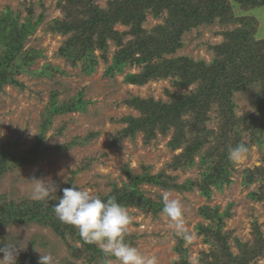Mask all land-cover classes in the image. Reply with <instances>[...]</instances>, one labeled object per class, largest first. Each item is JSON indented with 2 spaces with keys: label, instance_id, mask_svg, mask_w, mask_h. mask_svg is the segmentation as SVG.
<instances>
[{
  "label": "trees",
  "instance_id": "trees-1",
  "mask_svg": "<svg viewBox=\"0 0 264 264\" xmlns=\"http://www.w3.org/2000/svg\"><path fill=\"white\" fill-rule=\"evenodd\" d=\"M236 5L243 13L235 14ZM56 6L61 16L49 19L45 29L66 35L56 55L72 66L80 63L83 74L91 75L99 58L108 60V40L111 39L119 47L106 67L107 74L121 73L125 65L139 64L140 71L126 73L125 82L141 85L148 80L170 77L178 89L193 86L189 93L167 90L168 101L138 96L125 100V104L133 106L138 115H126L120 119L126 125L113 135V142L142 132L143 143L148 144L172 128L168 145L181 151L172 156L168 167L184 170L193 166L198 157L200 177L178 184L172 182V177L164 171L156 175L146 171L133 175L131 170L124 168L127 181L121 187L113 184L110 192L100 196L101 199L115 196L125 207H137L143 213L157 215L162 212L163 200L156 201L144 195L139 189L140 183H156L162 188L178 191L192 190L196 186L205 197L211 195L210 185L221 191L223 184H230V148L238 143L248 148L249 144L261 145L264 141V38L255 37L258 20L248 13L257 6H264V0H108L106 6H100L95 0H57ZM27 13L23 22L19 21V13H0V90L8 85L23 89L24 84L18 79L21 74L51 77L53 71L59 70L49 63H45L39 72L31 69L41 51L24 49L23 43L43 20L44 14L34 17L32 5L27 7ZM147 16L162 21L147 30L143 27ZM216 18L225 23L239 22L240 25L222 32V42L208 46L213 52L209 61L185 55L173 56L183 46L181 37L185 31L212 24ZM116 24L128 26V29L118 31ZM96 51H100L99 55ZM251 86L255 87L251 103L257 114L239 115L233 95L247 91ZM87 103L81 94L59 101L57 92L53 91L43 110L39 132L30 147L17 150L15 140L0 143V177L8 168L31 164L51 148L45 144L44 135L54 115L83 110ZM213 114L217 120L214 128L208 126ZM76 172L77 169L72 172V177ZM72 177L63 188L72 186ZM241 182L245 186L259 183L248 197L264 205V165L245 168ZM63 188L57 190L55 199L49 203L28 198L17 202L0 194V226L36 222L50 227L63 240L69 237L80 242V247L67 243L73 256L82 257L90 264H105L113 257L106 256L96 243L88 242L75 227L57 218L53 205L62 196ZM199 212L209 220L207 224L197 225L209 251H202L193 263L188 260L183 238L175 236L174 250L178 253L175 264H249L255 256L264 258V237L255 222L252 223V245L236 240L238 251L233 253L226 242L228 233L222 231L223 217L230 213L219 212L217 206L208 205L200 207ZM132 236L126 234L125 240ZM29 262L37 264L38 260L33 254L17 257V264Z\"/></svg>",
  "mask_w": 264,
  "mask_h": 264
},
{
  "label": "rangeland",
  "instance_id": "rangeland-1",
  "mask_svg": "<svg viewBox=\"0 0 264 264\" xmlns=\"http://www.w3.org/2000/svg\"><path fill=\"white\" fill-rule=\"evenodd\" d=\"M56 1L0 0V13H19L20 22H23L28 14L29 5L33 7L34 17L40 13L44 14L43 20L24 41V49L34 48L41 51V56L37 57L30 66L31 69L39 72L45 63L59 68L53 71L51 77L43 74L39 76L21 74L18 79L24 84L23 89L8 85L0 90V143L15 140L17 150L30 147L39 132L43 110L53 91L57 92L59 101H65L81 94V97L88 103L83 110L54 115L44 135L45 144L51 148L37 156L31 164L16 165L13 169L8 168L0 177V194L17 202L24 198L32 199L31 193L34 185L32 178L51 179L59 185L58 189H60L65 186L76 169L72 184L98 196L108 194L113 184L121 187L127 181L124 168L131 170L133 175L145 171L156 175L164 171L166 175L172 177V182L178 184L186 183L189 179H198L200 177L198 157L195 158L193 166L186 167L184 170H174L168 167L167 164L172 156L181 151L180 148L171 149L168 145L173 134L172 128L164 135H158L148 144L143 143L142 132L113 142V135L126 125L120 122V119L126 115H138V111L133 106L125 104V100L138 96L168 101L167 90L176 91L178 94L183 91L189 93L193 86L178 89L173 85L170 77L148 80L141 85L125 82L123 78L126 73L140 71L139 64L125 65L121 73L107 74L106 67L111 63L114 51L119 47L111 39L108 40V60L103 61L99 58L95 71L91 75L83 74L80 63L72 66L56 55L66 35L50 33L45 29L49 19L61 16ZM95 1L100 6H106L108 0ZM234 8L235 14L243 13L237 5ZM248 13L258 20L255 23L257 24L255 37L264 38V6H257ZM161 21L162 19L147 16L143 27L150 30ZM251 24L254 22L251 21ZM239 25V22L225 23L216 18L212 24L185 31L181 37L183 46L177 49L173 56L185 55L209 61L213 52L208 46L222 42V32L232 30ZM115 29L124 31L128 29V26L116 24ZM96 53L99 55L100 51ZM253 90L255 87L251 86L247 91L234 93L232 100L235 102L237 114H257L251 103ZM216 121L213 114L208 126L214 128ZM263 157L264 141L261 145L249 144L248 152L243 158L235 162L231 160L232 182L223 184L221 191L210 185V197L199 193L196 186L192 190L178 191L175 188H162L156 183L143 182L139 184V189L144 192V195L156 201L163 200L165 196L181 201L183 205L182 228L191 236L190 240L183 239V246L186 247L188 260L191 262H196L202 251H209V245L204 243L203 235L197 230L198 224L209 222L199 212L203 205L217 206L219 212L230 213L229 216L223 217L222 231L228 233L226 242L230 250L237 253L236 240L252 245L253 222L262 231L264 237L263 202H256L248 197V194L256 189L259 183L245 186L241 182L243 170L247 167L264 165ZM165 178L164 175L163 179ZM126 209L132 217V222L127 227V235H133L126 239V242L137 247L143 254L156 256L158 264H175L178 258V253L174 250L175 236H178L176 222L170 220L162 212L153 215L143 213L137 207H126ZM6 243H18L20 247H24L18 250V256L33 254L34 258L39 260L42 254L51 253L56 264H90L82 257L77 258L71 254L67 243L80 247L79 241L69 237L63 240L50 227L36 222L0 226V247ZM97 245L102 248L101 245ZM2 256L3 253H0V258ZM109 261L111 264H119L114 257L107 259L105 264ZM249 264H264V258L255 256Z\"/></svg>",
  "mask_w": 264,
  "mask_h": 264
},
{
  "label": "clouds",
  "instance_id": "clouds-1",
  "mask_svg": "<svg viewBox=\"0 0 264 264\" xmlns=\"http://www.w3.org/2000/svg\"><path fill=\"white\" fill-rule=\"evenodd\" d=\"M248 152L243 143H238L229 150V159L238 161ZM34 182L31 198L36 201L49 203L54 200L59 185L51 179L32 178ZM62 196L53 205L57 218L65 224L75 227L80 235L88 242L102 246L106 256L114 257L119 264H158L156 256L146 255L125 240L127 227L132 217L126 207L118 203L115 196L107 200L98 195H92L87 190H81L72 184L62 189ZM162 213L170 220L176 222L177 235L185 240L191 236L182 228L183 205L178 199L167 196L163 199ZM24 248V247H23ZM18 243H6L0 247V264H17L19 249ZM37 264H56L51 253L42 254ZM111 264V261L108 262Z\"/></svg>",
  "mask_w": 264,
  "mask_h": 264
}]
</instances>
